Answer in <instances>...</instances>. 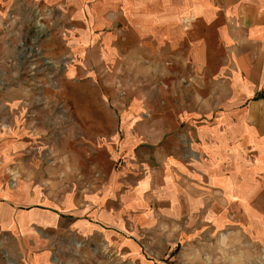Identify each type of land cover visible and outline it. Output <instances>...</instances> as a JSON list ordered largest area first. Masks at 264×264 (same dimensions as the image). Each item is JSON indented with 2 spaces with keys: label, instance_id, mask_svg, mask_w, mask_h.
Instances as JSON below:
<instances>
[{
  "label": "crops",
  "instance_id": "0c3cea01",
  "mask_svg": "<svg viewBox=\"0 0 264 264\" xmlns=\"http://www.w3.org/2000/svg\"><path fill=\"white\" fill-rule=\"evenodd\" d=\"M31 1L68 12L83 60L54 89L103 96L65 100L74 115L62 134L56 96L5 83L19 91L0 98V243L11 256L48 264L82 243L124 254L147 234L182 235L227 246L226 264H264V0ZM112 57L133 75L123 103L94 76Z\"/></svg>",
  "mask_w": 264,
  "mask_h": 264
},
{
  "label": "rangeland",
  "instance_id": "374dc122",
  "mask_svg": "<svg viewBox=\"0 0 264 264\" xmlns=\"http://www.w3.org/2000/svg\"><path fill=\"white\" fill-rule=\"evenodd\" d=\"M21 1L16 0L10 10L0 11V98L19 93L17 90H5V83L26 84L28 89L23 92L31 97L56 96L61 102L56 106V114L59 115L57 119L62 120V134L68 133V124L74 113L70 112L64 101H68V104L69 98H84L87 95L93 100H99L103 91L78 88L80 83L72 87L73 89H54L59 86L58 82L62 81L63 84L65 80L68 81L69 67L83 63L82 58L73 52L68 12L58 10L54 6H44L40 2ZM128 61L129 59L118 57L109 58L105 61L107 64H100L108 66V70L105 68L108 74L94 75L103 87H109L107 100L116 98L123 103L121 99L126 97L124 90H133V75L118 70L119 67L127 65ZM40 105L39 102L31 108L39 109ZM101 108V105L94 107V112L101 114ZM86 109L88 107L83 104L77 106L78 114H85ZM81 124L77 123V131L83 130L80 128ZM51 125L53 126V123ZM106 125V129L114 128L116 122L108 121ZM148 236L153 237L149 234L141 237L139 246H133L132 251L128 250L124 254L115 250L97 249L87 243L78 245L75 250H56L55 259L52 258L48 264H226L221 257L230 252L227 246H224L225 250L215 248L213 239L207 243L198 241L199 236L187 240L186 236L172 235V238L159 243L153 242ZM1 243L0 264H29L28 250L25 252L23 249L17 257H13L3 246L5 243ZM65 245L67 244L63 243L62 247L66 248ZM14 246V250L20 252L18 243Z\"/></svg>",
  "mask_w": 264,
  "mask_h": 264
},
{
  "label": "built area",
  "instance_id": "2783aa9c",
  "mask_svg": "<svg viewBox=\"0 0 264 264\" xmlns=\"http://www.w3.org/2000/svg\"><path fill=\"white\" fill-rule=\"evenodd\" d=\"M0 191H1V186H0Z\"/></svg>",
  "mask_w": 264,
  "mask_h": 264
}]
</instances>
